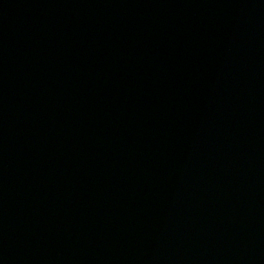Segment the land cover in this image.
<instances>
[{"label": "water", "instance_id": "95a60500", "mask_svg": "<svg viewBox=\"0 0 264 264\" xmlns=\"http://www.w3.org/2000/svg\"><path fill=\"white\" fill-rule=\"evenodd\" d=\"M0 264H264V0H0Z\"/></svg>", "mask_w": 264, "mask_h": 264}]
</instances>
